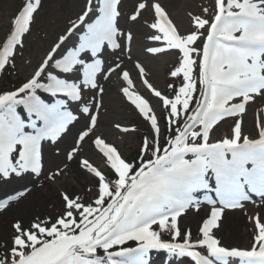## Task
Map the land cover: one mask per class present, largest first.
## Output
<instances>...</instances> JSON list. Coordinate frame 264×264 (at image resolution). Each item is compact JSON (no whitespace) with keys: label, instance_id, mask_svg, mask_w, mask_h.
Wrapping results in <instances>:
<instances>
[{"label":"snow or ice","instance_id":"1","mask_svg":"<svg viewBox=\"0 0 264 264\" xmlns=\"http://www.w3.org/2000/svg\"><path fill=\"white\" fill-rule=\"evenodd\" d=\"M121 4L85 0L67 34L59 36L24 82L0 88V182L40 180L43 142L60 155V142L80 119L70 110L71 103L81 105L87 122L65 159L78 160L97 180L84 194L61 193L55 218L12 222L9 239L0 245V264H150L152 251L191 264H264V223L258 217L250 249L225 246L216 235L228 211L244 210L253 195L264 201V122L252 138L242 121L249 103L264 98V0H214L213 18L195 17L189 23L196 31L187 33L159 2L149 0H137L124 31L119 27ZM41 5L42 0H24L13 16L10 32L0 40V73L15 70V58L24 53V37ZM145 12L152 14L151 20ZM141 21L151 30L148 38L162 45L148 47V53H179L170 76L180 84L168 85L170 97L153 88L144 79L145 68L136 64L162 102L163 123L146 99L129 91L132 81L122 62L107 65L105 60L106 54H123L134 40L131 29ZM76 32L79 43L61 53ZM201 40L202 48L196 46ZM117 71L129 85L123 95L148 123L149 132L131 161L99 136L91 141L106 158L112 173L108 176L81 157V150L98 124L93 108L102 107V79ZM89 92L94 93L91 104L84 99ZM225 118H235L230 136L213 141L214 127ZM62 173L57 169L45 180L55 181ZM29 191L0 199V212ZM204 204L211 206L210 213L193 240L191 230L182 229L179 221L189 210L199 214ZM129 242L135 246H127Z\"/></svg>","mask_w":264,"mask_h":264},{"label":"rangeland","instance_id":"2","mask_svg":"<svg viewBox=\"0 0 264 264\" xmlns=\"http://www.w3.org/2000/svg\"><path fill=\"white\" fill-rule=\"evenodd\" d=\"M159 2L166 10L169 17L176 21L174 13L178 8L185 3L184 15L187 19L185 26L186 33L196 31L194 25L189 22L195 17L211 20L214 14V0H149L150 3ZM24 0H0V40H3L11 30V20L13 16L21 9ZM85 0H42L41 8L38 14L35 16V21L31 26L30 34L24 37L25 50L23 55H17L15 58V70L6 69L2 72L1 76L10 77L12 81L20 82L25 80V77L41 62L42 57L47 51L51 49L53 44L58 41L60 35L67 32V28L70 27V22L75 20L81 13ZM137 0H124L120 6L121 16L119 18V27L127 31L129 29L128 15L133 11L134 5ZM205 9L207 11L205 12ZM145 16L149 20L152 19V14L145 12ZM132 32L136 41L133 45V41L130 44H126L123 54L117 53L115 56L105 55L107 65H114L115 63L122 62L123 70L129 73L132 81L131 86L127 84L122 78V74L117 71L110 75V77L104 81L102 79L103 87L105 89L102 95V107L99 109L93 108V111L98 112V124L95 127L94 133L88 142L84 143L81 150V157L87 158L89 162L100 170L103 174L108 173L106 160L103 154L100 153L91 142L97 136L104 139L105 143L114 146L123 158L131 161L134 158V154H138L139 145L141 142L142 126L138 124L139 111L135 108L131 102L125 100L122 89L129 87L132 91L146 99L150 106L155 110L156 114L161 118L163 113L162 102L159 98L155 97L151 89L144 83V79H147L148 83L153 88L166 94L169 90L168 83L170 78L168 77V71L173 64L175 54L177 51L169 50L161 54H151L147 52L148 47L162 46L152 42L148 37L151 34V30L147 28L146 22L141 23L133 27ZM185 33V34H186ZM79 32L74 33L65 42L60 49L61 53H64L73 44L79 43ZM202 40L196 45L202 48ZM134 48V49H133ZM30 61V64H29ZM141 64L146 71V77L141 78L136 64ZM12 82L5 80L4 89H11ZM94 93H86L85 101L93 103ZM99 100L100 97L96 96ZM239 102V100H238ZM70 110L77 114L80 119L72 127L71 132L60 142V155L56 154V149L49 143L45 142L43 146V161H44V175L39 181L33 184L32 177L23 180H11L7 183L0 182V199L6 198L15 192L29 189L26 193L37 190L39 194H46L48 192L54 193V195L61 201L60 194L64 191L70 193L84 194L87 189L96 184L97 180L94 176L87 173L79 165L78 160L67 161L65 159V152L74 146L75 134L83 129L86 124V118L80 114L79 108L81 105L71 103L69 105ZM250 118L254 120L252 124L251 133H247L246 123ZM249 120V121H250ZM145 121V120H144ZM142 120L141 123L147 124ZM243 130L245 134L250 137L256 136V129L258 123L264 122V98L257 97L253 102H250L246 109V114L242 116ZM162 122V121H161ZM235 123V118L232 120H224L219 122L214 127L212 132V140L222 139L225 136H230L231 128ZM131 126L138 127L137 132L129 130L125 133L122 129L129 128ZM149 132V131H148ZM163 144V141H161ZM67 165V167H65ZM75 166L78 168L79 181H72L69 175V169ZM57 169H63V173L58 175L55 181H47L45 177L55 172ZM42 185V187H41ZM91 196V193H87ZM201 196L203 194H200ZM13 202L12 205L18 204ZM87 199L85 203H87ZM18 206V205H16ZM210 213V208L207 205H202L199 214H196L194 210H189L188 213L180 218V227L182 229H190L193 240H196L198 234V227L203 218ZM234 216L238 219V224L235 226L233 236L231 231H225V221H223L222 230L218 231L216 235L222 240L223 244L228 247H237L240 249H250L253 243V237L256 234L254 218L258 217L261 223H264V201L258 200L254 202H244V210L228 211L225 218ZM41 217V216H39ZM12 219H15L13 217ZM31 219L25 222L27 224ZM1 221V220H0ZM12 223V222H11ZM1 224V223H0ZM9 231L6 240L9 239L11 225L0 227V245L5 241L2 238L4 230ZM2 253V248H0ZM150 264H163L161 261H150ZM175 264H187V262H176Z\"/></svg>","mask_w":264,"mask_h":264},{"label":"bare ground","instance_id":"3","mask_svg":"<svg viewBox=\"0 0 264 264\" xmlns=\"http://www.w3.org/2000/svg\"><path fill=\"white\" fill-rule=\"evenodd\" d=\"M154 2V1H153ZM185 3L182 2V5L178 8L177 12L174 13L177 22H182L185 27L187 24V19L184 15L185 11ZM145 15V13H144ZM136 41V38L133 41V45ZM134 49V48H133ZM248 119V118H247ZM248 119L246 123L247 133H251L252 124L254 122L253 119ZM258 132V131H257ZM256 132V134H257ZM70 179L72 181H79L80 177L78 174V168L72 166L69 169ZM18 205V206H16ZM61 201L54 195V193L48 192L46 194H39L37 190L26 195V198H22L18 204L11 205L6 211L0 212V227L8 226V224H12L16 220H23L24 223L29 219H33L35 217L41 216L44 219H48L49 217L55 218L58 210L60 209ZM200 216V214H199ZM15 217V219H12ZM225 221V231L230 230L231 236H233L235 231V226L238 224L237 217L230 216L224 218ZM6 229L1 234L2 238L6 240L8 235Z\"/></svg>","mask_w":264,"mask_h":264}]
</instances>
